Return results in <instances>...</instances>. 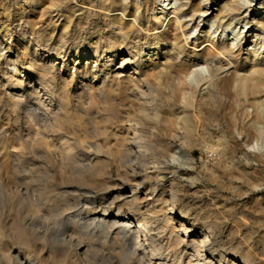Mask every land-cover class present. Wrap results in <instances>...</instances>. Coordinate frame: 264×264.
<instances>
[{"label": "bare ground", "instance_id": "obj_1", "mask_svg": "<svg viewBox=\"0 0 264 264\" xmlns=\"http://www.w3.org/2000/svg\"><path fill=\"white\" fill-rule=\"evenodd\" d=\"M177 1L178 6L171 0H48L37 21L23 14L14 20L17 32L0 15V45L6 51L0 54V101L7 99L25 127L3 140L0 171L15 185L12 175L27 165L32 187L26 186L50 201L43 209L35 199L23 204L24 210L21 203L0 202V264H264V154L243 152L247 166H241L227 142L237 136L245 145L264 140V16L256 17L264 7L253 9L251 0ZM187 5L190 22L196 16L215 30L190 38L182 15ZM238 25L239 43L215 39L218 30ZM119 56L113 72L108 62ZM80 58L85 62L78 65ZM131 60L144 66L122 73ZM136 125L151 134L146 143L135 138ZM168 138L211 141L205 149L222 156L209 175L216 196L208 206L203 202L195 218L180 214L171 201L157 207L158 197L117 192L115 214L98 205L101 214L83 217L79 208L70 231L49 225L55 211L56 224L60 212L70 209L54 199V191L69 195L73 183L85 181L81 172L90 174L92 188L107 185L102 155L137 168L144 149L169 151ZM82 142L94 158L76 167L71 160ZM177 153L191 158L180 147ZM254 158L262 168H254ZM142 210L161 218L144 219ZM154 230L159 231L151 234ZM18 246L26 249L23 256Z\"/></svg>", "mask_w": 264, "mask_h": 264}, {"label": "rangeland", "instance_id": "obj_2", "mask_svg": "<svg viewBox=\"0 0 264 264\" xmlns=\"http://www.w3.org/2000/svg\"><path fill=\"white\" fill-rule=\"evenodd\" d=\"M97 1H99V0H97ZM186 1L187 0H184V2L183 1L182 2L185 3ZM217 1L218 0H215V2H217ZM248 1L249 0H241V3L242 4H246ZM251 1H252L251 7L253 9L255 7H257L258 5L260 6L261 4L264 7V0H251ZM46 2H48V0H0V15H2L1 16V21H5L6 20V22H7L6 24H11L12 23L11 26L16 31V29H15L16 27L15 26L17 25V22L14 21V20L17 19L19 17V15L23 14L26 17H28V18L31 17V19H34L35 21H37L39 19L40 11L43 8H45V6L47 4ZM179 3L180 2L177 1V0H171V4L173 6H176V5L178 6ZM185 8H186L185 9L186 11L184 10V13L182 14V15H184V17L187 16V14L190 12L189 11L190 7H188V5L185 6ZM253 9H251V10H253ZM256 12L258 13V14H256L257 15L256 17H261L262 15L264 16V8L261 9V10H257ZM209 13H211V10L208 11V14ZM252 13L253 12L250 11V14H252ZM15 15H16V17H15ZM187 17H185L184 19H185V21L188 20V21H186L189 24L187 26L188 27L187 28L188 31L190 33L192 32L190 38H193L196 35H201V31H203V29L204 30H209V28H210V31H213L217 27L216 25H213L212 26L213 29H212L211 26L208 28V26L210 24L207 21L206 22L203 21V20L200 21V19L195 16L193 18V20L190 22L189 17H188V19H187ZM44 21L47 22V20H44ZM197 24H198V27L196 29L194 26H196ZM45 25L46 24H44V27H45ZM241 27H242V25H238V26L235 27V29L233 28V29H227V30H225L227 32H225V31L220 32V30H218L216 32V35H214V37H215V39H217V38L221 39L222 37H224L225 39H231V40L239 43L240 39L237 40L235 36L237 35L238 32L243 31V28H241ZM247 30H249V28H247L246 31ZM16 32H14V37L17 34ZM259 32H260V34H262V30H260ZM251 33L254 34L255 31L253 32L252 30H250V34ZM258 40L261 41L262 39H258ZM14 43L15 42H14V38H13V43L12 44H14ZM262 44H264V40H262ZM148 45H146L145 47H147ZM248 46L249 45H245L244 46V49H246ZM2 48H3V46L0 45V54L1 55H5L6 51L4 49H2ZM263 55H264V52H263ZM120 57L121 56H119V59L115 58L114 60L108 62V67L113 72L114 71L115 72L118 71L117 69H118L119 64H120ZM78 61H79V64L78 65H80V64H83V62H85V59L80 58V59H78ZM155 61L157 62L159 60L157 59ZM105 62H106V60L104 59V61H102L101 64H104ZM4 64L5 63H3V67H5ZM137 65L138 64L136 62L132 61L131 63H129L127 66L124 67V71L122 73H125V71L126 72L127 71L128 72H132L134 68L135 69H140V67H143L144 66V65H141V66H137ZM69 67L70 68L72 67L71 66V62L69 64ZM112 67H113V69H112ZM9 69H11V66L7 67V70H9ZM100 75H102V74H100ZM137 76H138V74H137ZM1 89H3V88L1 87L0 90ZM1 92H3V91L1 90ZM3 99H4L3 101H0V105H1L0 106V137H1V140H0V151H1L0 152V155H1L0 156V162H4V160L6 159V157H4V155H5V149H4L5 143H4L3 140L6 139L8 135L10 136V134L16 135L19 132L20 133H24V129H25L24 124L22 123L24 121L22 120L21 122H17V118L15 117L14 114H11V111L9 109V106L7 105V99L6 98H3ZM149 101L150 102L148 103L147 106H148V108L153 109L155 107V101H152L151 99ZM7 106H8V108H7ZM21 109L23 110V107ZM7 112H9V113H7ZM9 114H11V115H9ZM135 127H136L135 129L137 130L136 131L137 134H136V137L135 138H137V140H139L141 143H146L147 138L150 139L149 137H150L151 134L149 132H142V131H140L139 125H136ZM152 136H151V139H153ZM244 140L246 141V139H244V138L242 139L240 136L239 137L237 136L236 137V140L235 139H233V140L232 139L227 140V142H229L230 148L232 150H234V152L236 154L235 155L236 158H238L236 160L237 161L239 160L241 166H247V161H246L245 157H243V155H242L243 152H246V153H251L252 152V153L257 154V156H259L258 154H260V155H263L264 154V140L263 139L259 140L257 143L252 142L251 145H245L246 142H244ZM196 141L197 140L191 141L190 143L186 144V143H180L179 141H176V140H173V139H170V138L165 139L164 142L166 144H169V145L173 146L172 149L175 150L176 153H177L178 148L180 147V148L184 149L185 151H188L189 154L191 155V158H189V157H187L185 155H182L180 153L179 154L178 153L176 154V153H174L173 150H172L173 152H171L170 151L171 150V146H170V150L169 151H165V150H163V151L162 150L161 151L160 150L159 151H156V150H145L144 149L140 153L139 159L141 160V162H140L141 164L137 168H134L133 166H131L130 162L127 161V160H125L124 158L123 159H120V160H117L116 158H114L112 156L102 155L101 156V160L104 161V163H105V170L109 173V175L106 176L108 178V180L105 179L106 182H107L106 183L107 185H105L103 187H100V188H97V189H94L90 185V181H88V179L90 180V178H91L90 174L86 173L85 170L83 172H81L78 177L79 178L82 177V179L84 178V180L85 181L87 180V181L86 182L85 181L84 182H80V183H78V182L77 183H73V186L70 187V189H69L70 190L69 191L70 192L69 195H60L59 190H55L54 191V193H53V195H55V196H53L54 199L56 200V199H59L60 198V201H59L60 204H65L66 205V203H69L67 205H68V207H70V209L68 210V212L66 211L67 213L64 212L65 210L60 212V216H59L60 218L59 217H56L54 219L56 221V224L54 223V221H52V219L55 216L59 215L57 213L58 211H55L54 212L55 215L53 214L54 215L53 218H51V220H49L51 222V224H49V225H52L55 228L56 227H59L63 231H64V229L69 230L70 229V224H72V222L74 220H76L77 217H78V219L80 218L79 216H77V214L81 210H82L81 214H82L83 217H85L86 215L87 216H91L90 214H92V215L95 214L96 216H98V214H101L103 212V210H102V212H101V210H97L96 209V206H98V205L103 206V207H106V208L108 207L107 209L111 212V214H113V213L115 214L116 211H117V209H118V205L117 204H112L113 203V197L112 196H115V194L117 195V192H121L123 194V196H127L129 194H132L133 195L132 197H134V196L137 197L138 196V198H143L145 194L147 195V198H150V199L151 198L157 199V197H158L161 200L160 201L159 200L158 201L156 200L154 202L155 204H153V206L156 205L157 207H159L158 205H160V207L161 206H164V204L166 202L169 203L171 201L170 204L171 205H174L175 208L177 209V211L180 214H182L184 216L187 215L188 218H190V219H192L193 217L195 218L198 213L202 212V209L205 206H208L210 204L208 202H211L215 198V196H216V193L213 191V184H212L211 180H209L210 179V176L209 175H210V171H211L212 165L215 166V164H218V162L222 159V156H220V153L219 152H217V151H211L209 149H205V148H207L205 146H207L208 144H210L211 141H202L203 143L201 141H197V146H196ZM84 142L81 143L80 148L79 147L78 148H74V153L76 155L74 154V156L72 158L73 161L71 160V163L72 164L74 163L73 166L78 165V167H83V164L84 163H85L84 166H86V165L89 164L90 159L91 158H94L92 155H90V156L88 155L89 154V152H88V146L86 148V145H89V144H87L88 142L86 141L87 143L85 142L86 143V145H85ZM2 143H3V145H2ZM191 143L194 144L195 146L192 145ZM169 145H167V146H169ZM182 145H184V146H182ZM233 145H234V147H233ZM249 146H251V147H249ZM235 147H237V148H235ZM85 148H86V150H83ZM75 149H76L77 153H76ZM112 159H114V160L116 159L117 161H113L114 164H112L111 163L112 162ZM257 160L258 159H256V158H254V160H251L252 164L255 161V164H253L254 168L255 167L256 168H262V165ZM87 161H88V163H87ZM109 161H111V162H109ZM81 163H82V165H80ZM115 163H117V164H115ZM110 164H112V165H110ZM106 165H108V166H106ZM257 165L259 167H257ZM116 167L118 168V170H117ZM204 167H205V169H207L206 171L204 170ZM208 167H210V168H208ZM19 168L12 175L13 177H15V182H17L15 185H9V182L7 183L8 179H7V177H5V172L4 171H0V202L7 203L9 201H11V202L14 201V202H17L19 204L21 203V205H22L21 208H23L24 207L23 204H26V203H28L30 201H33V203L37 201L35 204H39L40 206H42L43 209H45L46 208V203H48L49 200H47L45 198V196L40 197V195H39V193H37V191H31L32 188H30V187H32V185H31V183H29L27 181V177H28V173H26L27 172V165L20 166ZM158 168H159V170H158ZM208 169H210V170H208ZM20 173H22V174H20ZM262 173H264V167H263V172ZM83 175H85V176L83 177ZM86 175L88 176L87 178H86ZM134 175H136V176L133 177ZM120 176H122V177H120ZM144 176L147 179H145ZM128 179L130 181H128ZM87 182H89L88 183L89 185H86ZM22 184L24 186H21ZM27 184L30 187H27L26 186ZM139 184H141V185H139ZM112 186H114V187L112 188ZM88 187L91 188V189H89ZM72 189H74V191H72ZM173 189H175V190H173ZM58 194H59V196H57ZM201 194L202 195L204 194V195L202 196ZM212 194H214V196H212ZM80 195H82V196H80ZM75 196L78 197V200H77V198ZM160 196H162V197H160ZM176 196L178 197V200H177V197ZM33 197H35V198H33ZM79 197H80V199H79ZM63 198H64V200H62ZM35 199H36V201H35ZM89 199L91 200L90 202H89ZM248 200H249V198H246V201H248ZM42 203H43V205H42ZM89 203L91 204V206H90ZM206 203H208V204H206ZM49 204H50V201H49ZM54 204H56L55 206H57V203H54ZM105 204H106V206H105ZM203 204L205 205L204 207H203ZM87 205H89V208H88ZM86 206H87V208H86ZM79 208L81 209L80 211H79ZM90 208H92V211H91ZM84 209H88V210L90 209V210L89 211L88 210L86 211ZM22 210H24V208ZM59 210H61V209H59ZM94 210H96V211H94ZM197 211H199V212L197 213ZM62 212H63V214H61ZM141 213H142L143 218L144 219H147L148 218L147 220H149V221L150 220L153 221L155 219L161 218L160 215H158L157 216L158 218H157L154 215H152L150 212H149L150 213L149 214L148 211L142 210ZM131 215L134 216V218H136V219L139 218L138 214H135L134 215V214H131L130 213V216ZM152 217H153V219H152ZM57 222H59V224ZM54 224H55V226H54ZM60 225L62 227H60ZM66 227H68V228H66ZM91 228H92V226L90 225L89 226V229H91ZM67 230L65 232H68ZM158 231L159 230H157V231L154 230L153 232L151 231L150 233L151 234L152 233H155V232L157 233ZM102 232L103 233H106L105 230L102 231ZM18 247H19V249H17V252L18 253H21V256H23L24 253H25V251H26V249L24 248V246H18Z\"/></svg>", "mask_w": 264, "mask_h": 264}]
</instances>
